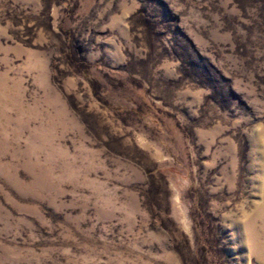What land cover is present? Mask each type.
Returning <instances> with one entry per match:
<instances>
[{
  "label": "rangeland",
  "instance_id": "1",
  "mask_svg": "<svg viewBox=\"0 0 264 264\" xmlns=\"http://www.w3.org/2000/svg\"><path fill=\"white\" fill-rule=\"evenodd\" d=\"M0 264H264V0H0Z\"/></svg>",
  "mask_w": 264,
  "mask_h": 264
}]
</instances>
